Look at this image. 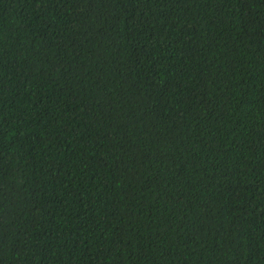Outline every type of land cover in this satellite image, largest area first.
Masks as SVG:
<instances>
[{
	"label": "trees",
	"instance_id": "16d2710c",
	"mask_svg": "<svg viewBox=\"0 0 264 264\" xmlns=\"http://www.w3.org/2000/svg\"><path fill=\"white\" fill-rule=\"evenodd\" d=\"M0 264H264V0H0Z\"/></svg>",
	"mask_w": 264,
	"mask_h": 264
}]
</instances>
